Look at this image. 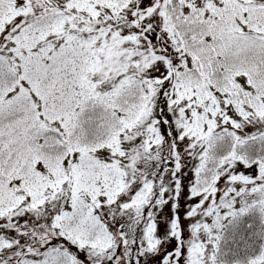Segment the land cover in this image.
<instances>
[{
	"label": "snow or ice",
	"instance_id": "snow-or-ice-1",
	"mask_svg": "<svg viewBox=\"0 0 264 264\" xmlns=\"http://www.w3.org/2000/svg\"><path fill=\"white\" fill-rule=\"evenodd\" d=\"M0 264H264V0H0Z\"/></svg>",
	"mask_w": 264,
	"mask_h": 264
}]
</instances>
